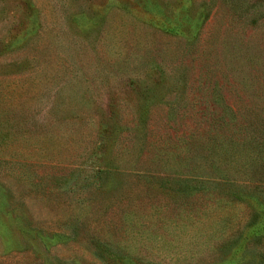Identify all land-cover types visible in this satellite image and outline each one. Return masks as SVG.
Wrapping results in <instances>:
<instances>
[{"label": "rangeland", "instance_id": "rangeland-1", "mask_svg": "<svg viewBox=\"0 0 264 264\" xmlns=\"http://www.w3.org/2000/svg\"><path fill=\"white\" fill-rule=\"evenodd\" d=\"M252 199L264 0H0V264H264Z\"/></svg>", "mask_w": 264, "mask_h": 264}, {"label": "trees", "instance_id": "trees-1", "mask_svg": "<svg viewBox=\"0 0 264 264\" xmlns=\"http://www.w3.org/2000/svg\"><path fill=\"white\" fill-rule=\"evenodd\" d=\"M227 150H229V149H226V150H223V151H227ZM230 152V151H229ZM252 201L254 202V204H255V209H256V211L261 207V205H264V204H262V203H258L255 199H252ZM258 213V212H257ZM258 215H260V220H259V222H262L260 225H259V227H257V229L254 231V233H255V236H261V235H264V221H262V217H263V215H264V210H262V211H260L259 213H258Z\"/></svg>", "mask_w": 264, "mask_h": 264}]
</instances>
